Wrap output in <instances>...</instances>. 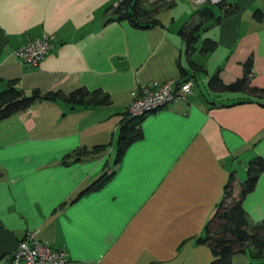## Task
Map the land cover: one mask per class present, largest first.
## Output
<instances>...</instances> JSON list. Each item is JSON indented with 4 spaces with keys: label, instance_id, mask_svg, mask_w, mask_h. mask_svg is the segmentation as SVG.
<instances>
[{
    "label": "crops",
    "instance_id": "obj_1",
    "mask_svg": "<svg viewBox=\"0 0 264 264\" xmlns=\"http://www.w3.org/2000/svg\"><path fill=\"white\" fill-rule=\"evenodd\" d=\"M119 1L0 0V92L14 80L27 94L86 87L112 100L73 110L41 100L0 121V264H12L9 255L29 232L65 249L68 264H210L213 252L197 238L230 174L238 196L249 162L264 159V105L257 101L264 103V93L251 90L264 88V0L215 6L190 56L179 31L200 22V8L179 14L187 0H148L161 3L154 17L162 24L143 29L111 20L106 8ZM46 33L51 49L39 65L14 54ZM207 39L216 44L204 54ZM190 59L203 66L192 74L209 93L196 85L186 99L146 114L143 136L116 162L132 93L178 80L179 63L192 71ZM218 70L224 84L247 75L250 89H211ZM97 145L106 148L79 151ZM105 174L101 187L79 196ZM244 207L253 222L264 219V171Z\"/></svg>",
    "mask_w": 264,
    "mask_h": 264
},
{
    "label": "trees",
    "instance_id": "obj_2",
    "mask_svg": "<svg viewBox=\"0 0 264 264\" xmlns=\"http://www.w3.org/2000/svg\"><path fill=\"white\" fill-rule=\"evenodd\" d=\"M225 1L220 4L202 5V8L198 11L201 17L200 22H191L180 29L179 34L185 39L189 56L196 50L195 44L199 40V32L201 28L206 22L216 18L215 6L223 5ZM164 3L166 2L164 1ZM152 6L153 8H151ZM161 6V3H153L150 5L148 0H121L116 5H110L107 7L106 11H111V14L113 15L111 20H127L137 28L148 29L162 24L161 21L154 17V13L157 12ZM255 15L258 18H261L263 16L262 10H257ZM218 19L219 18H217V20ZM215 44L214 41L207 39L204 41V45L200 50L206 54L214 48ZM190 63L192 71L183 67L181 63H179L181 77L176 80L177 82L194 79L195 75L192 73H196L198 70H203V66L197 64L191 59ZM248 70L250 71L251 68H248ZM248 80L249 77L246 75L234 83L224 84L219 77L218 70L215 75L211 77L208 84L213 90L237 92L249 88ZM195 81L197 83V80ZM14 82V80L11 81L7 87L0 92V121L28 110L31 106L41 100H61L68 105L71 110L79 107L90 108L92 106L109 105L112 103L111 96L108 93L103 92L101 89L90 91L86 87H78L69 93H64L62 90L42 93L40 89L36 88L31 94H27L23 89L16 87ZM251 90L264 93V88H251ZM251 100L252 99H246L237 103L248 102ZM257 101L264 105L260 100ZM237 103H232L231 105ZM145 116L146 114L140 117L130 118L128 112H126L125 117L122 119L120 134L118 137L116 162L123 157L131 143L143 136L140 125ZM105 148V145H97L92 150H87L85 148L79 151L86 155L91 152L104 150ZM79 159L80 158L77 160ZM263 171L264 159L261 156L252 159L248 165L246 180L240 185L238 196L234 195V190L237 184L236 172L233 171L230 174L229 180L225 186L223 198L218 203L214 215L205 225L204 234L197 238L198 242L210 246L214 255L210 264H246L235 263L233 257L238 252H245L248 245L252 246L255 250V252L252 253L254 258L263 257L264 219L252 223L244 207L246 196L255 189L258 179ZM108 178L109 176L107 174L103 175L93 182V184L87 189L82 191L79 196L88 191L98 189ZM262 264H264V262Z\"/></svg>",
    "mask_w": 264,
    "mask_h": 264
},
{
    "label": "built area",
    "instance_id": "obj_3",
    "mask_svg": "<svg viewBox=\"0 0 264 264\" xmlns=\"http://www.w3.org/2000/svg\"><path fill=\"white\" fill-rule=\"evenodd\" d=\"M190 1L200 6L220 4L225 0ZM52 39L50 34H43L17 48L14 54L25 64L37 66L49 53ZM196 85L194 79L184 82L171 80L163 83L152 81L142 84L132 93V101L127 109L128 115L130 118L140 117L167 107L175 101L186 99ZM9 258L12 264H68V254L65 249L43 242L31 232L21 239Z\"/></svg>",
    "mask_w": 264,
    "mask_h": 264
},
{
    "label": "rangeland",
    "instance_id": "obj_4",
    "mask_svg": "<svg viewBox=\"0 0 264 264\" xmlns=\"http://www.w3.org/2000/svg\"><path fill=\"white\" fill-rule=\"evenodd\" d=\"M186 4H185V7H181L180 9H178L179 10V14H180V11H182L181 9H185V8H188V7H190L191 8V11H192V8H193V10H195V9H197V8H201L202 7V5H195L193 2H191L190 0H187L186 2H185ZM218 6H216V8H217ZM193 14H196V12L195 11H193ZM180 17V16H179ZM196 17V19H199V17H197V16H195ZM191 18V17H190ZM195 88H199V89H203L204 91H206L207 93H209L208 92V89H207V82H205V81H199V82H197V86L195 87ZM201 92V91H200ZM116 150H117V144H115V146H114V151H115V153H114V155L116 156ZM115 156H114V158H115ZM113 161H114V159H113ZM244 180H246V178L244 179ZM251 220V219H250ZM251 222L252 223H256V222H253L252 220H251ZM255 252V250L253 249V247L252 246H247V248H246V251L245 252H238V253H236L235 255H234V257H233V261L235 262V263H246V264H262L263 262H264V252H263V257L262 258H254L253 256H252V253H254Z\"/></svg>",
    "mask_w": 264,
    "mask_h": 264
},
{
    "label": "water",
    "instance_id": "obj_5",
    "mask_svg": "<svg viewBox=\"0 0 264 264\" xmlns=\"http://www.w3.org/2000/svg\"><path fill=\"white\" fill-rule=\"evenodd\" d=\"M108 19H110V18H108ZM108 19H106V20H108Z\"/></svg>",
    "mask_w": 264,
    "mask_h": 264
}]
</instances>
